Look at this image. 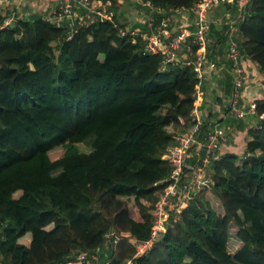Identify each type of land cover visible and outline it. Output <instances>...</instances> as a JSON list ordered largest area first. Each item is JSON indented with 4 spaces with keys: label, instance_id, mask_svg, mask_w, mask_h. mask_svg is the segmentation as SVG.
Masks as SVG:
<instances>
[{
    "label": "trees",
    "instance_id": "trees-1",
    "mask_svg": "<svg viewBox=\"0 0 264 264\" xmlns=\"http://www.w3.org/2000/svg\"><path fill=\"white\" fill-rule=\"evenodd\" d=\"M4 21L0 12V264H58L81 252L98 253V264H264L263 119L249 128L244 156L213 160V186L137 255L122 233L150 237L159 181L171 172L164 153L195 123L192 66L161 69L160 54L114 21L67 40L44 17ZM234 25L241 51L264 70V0H249ZM210 29L212 47L223 48L230 25ZM256 103L264 112V98Z\"/></svg>",
    "mask_w": 264,
    "mask_h": 264
},
{
    "label": "built area",
    "instance_id": "built-area-1",
    "mask_svg": "<svg viewBox=\"0 0 264 264\" xmlns=\"http://www.w3.org/2000/svg\"><path fill=\"white\" fill-rule=\"evenodd\" d=\"M51 1L54 3V14L45 18L64 28V39H71L82 27L114 21L115 26L119 27L120 35L129 37L132 42H136L140 37L144 52L160 54L161 69L189 65L198 79L193 92L195 105L190 113L195 123L185 131L174 134L173 143L167 146L164 153V159L170 164L171 172L159 181L164 187L150 210L153 221L150 237L142 240L122 233V236H128L135 244L137 255L142 254L162 236L169 224L172 225L180 219L182 211L195 199L196 194L204 188H211V183L214 182L212 177L206 176L209 169L207 173L204 170L219 156L220 144L227 139L228 130L232 127L231 124H214L202 130L201 126L199 109L203 93L201 85L208 74L219 69L218 54L211 48L210 33L211 22L215 23L218 20L211 18L213 15L211 11L214 9L216 11L218 7L224 5L228 7L229 13L230 6L234 5L240 13L236 16L237 19L249 0H197L190 5L169 8L155 5L149 0H138L149 12L143 26L140 27H127L119 21L116 22L118 13L113 7L112 0ZM228 13L222 14L221 17L226 21L219 25H230L226 57L231 67L232 90L227 108L237 118L253 115L258 120H264V112H257L255 100L246 99V105L242 104L243 92H248L249 89L246 85L247 73L241 63L243 52L237 39L241 35L238 30L236 31L235 20L229 19ZM10 22L11 20H6L4 25ZM180 119L185 122L182 117ZM111 234L112 232H108L106 237L110 238ZM122 236L115 237L114 242H118ZM98 258L96 252L90 255L81 252L77 257L58 264H98ZM131 262L133 264L132 260L128 261V264Z\"/></svg>",
    "mask_w": 264,
    "mask_h": 264
},
{
    "label": "crops",
    "instance_id": "crops-1",
    "mask_svg": "<svg viewBox=\"0 0 264 264\" xmlns=\"http://www.w3.org/2000/svg\"><path fill=\"white\" fill-rule=\"evenodd\" d=\"M0 12L5 15V21L26 18L32 12H40L45 18L54 14V3L51 0H0ZM213 50L218 54L219 69L208 74L202 82V102L199 105L201 120L208 126L214 124L234 126L231 135L228 133L227 139L220 144L218 150L220 157L229 152L244 153L246 141L250 138L248 130L258 118L247 115L241 118V122H236V117L229 112L227 104L231 96L232 75L230 63L226 57L227 44L223 48H213ZM241 63L247 73L246 85L252 91L248 89V92H243L242 104L246 105V99L257 101L264 98V70L244 53Z\"/></svg>",
    "mask_w": 264,
    "mask_h": 264
},
{
    "label": "rangeland",
    "instance_id": "rangeland-1",
    "mask_svg": "<svg viewBox=\"0 0 264 264\" xmlns=\"http://www.w3.org/2000/svg\"><path fill=\"white\" fill-rule=\"evenodd\" d=\"M116 10L118 13L119 22L123 25H126L127 27L143 26L144 19H146L147 15L149 14L148 8L145 5H142L141 3H139L137 0L119 1V2H117ZM224 12L228 13V7H226L224 5L218 7L216 11H215V9L213 11H211V15L213 14L211 16V18L218 20L217 22H215L216 25H220V24H222L221 22L226 21L224 17H221ZM239 14L240 13H239L238 8H235L233 13L231 11L227 15L230 16L229 19L236 21V16ZM215 17H217V18H215ZM237 30H238V27H236V31ZM55 51H56V53H58V47L57 46L55 47ZM241 120H242L241 118H237V117L235 118L236 122H241ZM231 127H234V126L231 125ZM231 131H232V129L228 130L229 135H231ZM78 147L81 150H89L88 146H86L83 143H78ZM243 154L244 153L242 152V153L237 154V155L239 156V158H242V156H244ZM218 158H220V156H218L216 159H218ZM208 169H209V172H208ZM212 169H213V164H210V166L205 167L204 171H205V173L208 172L206 174V176L210 177V178L212 177V180H213L214 177H213V173H212L213 171L211 172ZM213 184H214V182L211 183V187L213 186ZM235 230H236V227L232 229V236L233 237L235 236V234H234ZM108 244H109V240H107L105 242V247H107ZM239 244L240 243H238V246H239ZM236 246L237 245H235V246L233 245V240H232L230 243L229 249L231 251H235L237 248ZM127 264H128V262H127ZM131 264H132V262H131Z\"/></svg>",
    "mask_w": 264,
    "mask_h": 264
},
{
    "label": "water",
    "instance_id": "water-1",
    "mask_svg": "<svg viewBox=\"0 0 264 264\" xmlns=\"http://www.w3.org/2000/svg\"><path fill=\"white\" fill-rule=\"evenodd\" d=\"M41 17H42V14L40 12H32V13H29L26 16V19H29V20H37V19H39Z\"/></svg>",
    "mask_w": 264,
    "mask_h": 264
}]
</instances>
